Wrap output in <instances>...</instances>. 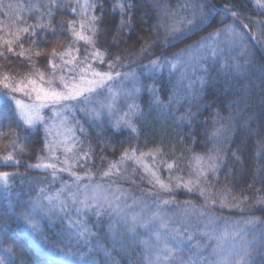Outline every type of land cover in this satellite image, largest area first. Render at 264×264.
Listing matches in <instances>:
<instances>
[{
  "label": "snow or ice",
  "instance_id": "obj_1",
  "mask_svg": "<svg viewBox=\"0 0 264 264\" xmlns=\"http://www.w3.org/2000/svg\"><path fill=\"white\" fill-rule=\"evenodd\" d=\"M250 2L252 0H243L240 7ZM254 4L256 10L264 15V0H254ZM65 6H69L67 0L65 3L60 0H47V2L39 0L38 6L27 8L29 15L33 10L39 13L35 22L28 24L26 17L16 15L15 9L22 7L21 5H14L12 0H8V3L0 0V14L12 21L9 28H15L14 32H8L11 38L5 39L0 36V42H2L0 56L7 59L5 52L13 53L14 45H18L21 49L17 54L19 57H25L26 53H30L31 49H24L21 42L22 36L27 34L31 43L36 46L35 56L39 57L42 53V43L46 42L48 32L51 31L53 35L58 34L57 25L60 32L63 31L65 22L55 21L54 14L56 9ZM240 7H233L226 3L220 8L212 4L210 0H185L177 9H172L167 4H158L159 15L157 23L153 25V31L158 32L161 28L164 29L165 47H172L205 29L212 30L184 48L169 55L158 56L142 67L154 73L161 72L167 67L170 75L178 73L182 84L187 80L183 90L185 99L191 104H199L203 99L202 94L208 84L211 71H217L218 75L225 77L229 73H239L241 65L237 61L240 57H244L247 62L250 42L264 47V21L244 17L257 28L259 35L240 30L236 24V20L241 18ZM77 8L81 16L79 30L76 28V21H68L67 27L74 37L73 44L84 41L89 46L84 49L82 59L77 60L75 56L65 59L72 51L78 53L79 48L70 47L64 52H57L53 47L48 59L51 71L47 74L36 67V62L30 54L27 55V59L33 71L19 77L7 72L0 73V138L8 134L4 132L6 126L4 122L7 121V127L14 136L11 145L13 151L18 150L23 153L28 141L32 138V130L35 129L38 135L42 128L43 143L48 156L39 158L40 163L29 165V167L51 170L52 182L60 179L58 173L62 172H67L72 180L71 184L61 180V187L56 191L50 192L43 187L40 188L36 198L30 201L28 210L19 213L13 210L12 216L18 221H23L26 230H30L36 242L45 247H47V237L40 229L38 216L47 218L55 216L65 221L70 225L69 231L83 239L85 243H88L89 237L93 235L88 227L90 216H94L97 221L105 215L110 219L115 218L122 224L124 234L117 236V230L109 224V238L113 241V248L115 249V244L118 242L121 247L115 250L124 251L128 247L129 239L139 246L141 255L132 264H255L257 257L261 258L260 264H264V227H261L264 225V218L241 215L240 219L232 220L230 217L215 215L214 209L217 206L220 209H237L243 213L245 209L241 205L248 200L247 196H233L229 201L228 196L232 195L231 189H225L218 199L215 198L213 189L219 182V173L224 163L219 155L220 149H211L206 156H196L197 164L203 161L204 166L194 173L195 180L190 178L180 182V178L177 177V188L183 187L190 193L194 189L198 190L205 203L197 205L191 201H185L183 206L177 205L180 208L179 213L171 216L168 215L167 208L176 202L174 199L164 198L160 193H172L173 186L171 183H165L155 171L151 172L152 179L149 183L158 188L156 191L149 190L147 193L149 196H154L155 208L153 209L148 201L134 196L131 197L132 202L128 203L129 193L126 189L118 186L115 189L112 188L115 181L107 184L93 183L94 173L91 170L85 171L83 175L73 171V166L68 164L67 157L62 162L64 167H60L56 162H44L58 160L56 156L58 148L63 147L64 152L68 153L72 152L78 143H82L79 137H75V132L71 128L66 129L74 138L71 147L54 137L53 129L57 127L56 121L59 120L61 125H64L69 113H83L96 127L102 128L105 115L109 121L118 115L116 109L121 96L131 97L146 88L150 95V108L160 107L164 103L159 98L160 89L154 85H145L134 70L114 71L117 66H125L120 55L105 61L107 52L96 48L95 36L98 25L103 22L105 12L103 0H84L82 5L77 0V5L72 6L71 11L75 13ZM134 8L135 0H113L112 11L120 16L118 31L130 26ZM97 9L102 14L100 17L88 15ZM218 12L220 19L216 20ZM229 16L232 17L233 22L226 24L225 20ZM20 25L23 26L20 27ZM214 25L221 26L214 27ZM86 27L91 35L84 34ZM243 27L248 29L249 25L244 24ZM38 33L40 42H38ZM151 48L152 43H145L141 46L139 55L148 53ZM57 59L60 63L56 62ZM92 61H98L100 64L107 63L108 70H98L93 67ZM262 76H264V70H262ZM261 91L264 92V80L261 81ZM101 97L103 99H100ZM174 99L176 97H170L169 106ZM127 108L128 111L120 116L112 127L119 129L123 124L135 132L137 129L131 119L125 117L133 115L141 117L143 110L135 102L127 105ZM45 110H48V115L44 114ZM195 115L189 110L188 114L181 119H186L191 124ZM72 119L74 124L79 126V130L85 133L86 130L80 125V121L75 116ZM221 121H226L227 124L220 123ZM234 121V117H224L217 112L214 126L219 123V128L216 133H213L211 139L216 142L223 139V135L217 133L221 129L226 132ZM12 124L26 133L22 139L12 129ZM55 136L58 137L59 132L55 133ZM213 152L216 155H213ZM262 153H264V142L259 144L257 156L259 157ZM82 157L85 162L80 164V167L85 168L87 161L91 158L90 149L83 151ZM80 158L79 153L74 155L75 162H79ZM125 158L132 159L128 156L127 150L121 160ZM2 160L7 166V162L13 161L12 153L4 156ZM136 161L140 163V158L137 157ZM258 163H260L259 160ZM116 167V164H110L109 170L102 173V178L109 177L112 174L111 169ZM172 167L171 164L167 165L169 171ZM259 171H264V163L260 164ZM15 175L18 173L0 172V183L8 187L9 179ZM210 176L211 179H209ZM82 181H88V183H81ZM256 205H264V196L257 199ZM253 208L255 205H249L247 210L252 211ZM3 215L8 217L9 211L5 210ZM73 216L75 219L72 218ZM99 247L109 258L110 264H118L111 257L108 248L103 245ZM6 251L14 254L12 248ZM53 251L59 253L63 252V249ZM132 251H137V248L133 246ZM64 254L68 255V253ZM0 264H5L3 258H0ZM91 264H97L95 257L92 258ZM100 264L105 262L101 261Z\"/></svg>",
  "mask_w": 264,
  "mask_h": 264
},
{
  "label": "trees",
  "instance_id": "obj_2",
  "mask_svg": "<svg viewBox=\"0 0 264 264\" xmlns=\"http://www.w3.org/2000/svg\"><path fill=\"white\" fill-rule=\"evenodd\" d=\"M12 2L14 5L22 6L15 9L16 15L26 17L28 24L35 22L39 13L33 10L29 15L27 8L38 6L39 0H12ZM60 2L65 3L66 0H60ZM184 2L185 0H135L130 26L118 31L117 25L120 16L112 11L113 0H103L105 12L103 22L98 25L95 36L96 48L107 52L104 57L105 61L120 55L125 66H117L114 71L121 72L131 70L135 66L145 65L158 56L169 55L184 48L212 29H205L196 36H191L172 47H165L163 44L165 37L163 28L158 32L153 31V25L157 23L159 15L158 4H167L168 7L177 9ZM210 2L220 8L226 3L233 7H240L243 0H210ZM5 3H8V0H5ZM79 3L82 5L84 0H79ZM67 4L69 6L56 9L54 14L55 21L63 20L65 22L63 31L60 32L59 25H57L58 34L53 35L51 31L48 32L46 42L42 43L41 55L35 56L36 46L31 43L27 34H24L21 42L24 49H31L30 53H26L25 57H19L17 54L21 49L18 45H14L13 53L5 52L7 59L0 56V73L7 72L19 77L33 71L27 59V55L30 54L36 62V67L47 74L51 71L48 59L53 47L57 52H64L70 47L79 48L78 53L72 51L65 59H70L72 56H75L77 60L83 58L84 49L89 46L84 41L73 44L74 37L67 27L68 21H76V28L79 30V21L81 20L79 8L75 13L71 11V7L77 5V0H67ZM88 15L100 17L102 14L97 9ZM240 17L236 20V24L242 31L245 30L243 24H248L250 31L259 35L257 28L244 18L251 17L252 20L264 21V15L256 10L252 2L240 7ZM219 19L218 12L216 20ZM232 22L233 19L230 16L225 20L226 24ZM11 23L12 21L0 14V36L5 39L11 38L8 35L9 31H15V28H9ZM22 26L20 25V27ZM220 26L214 25V27ZM84 34L91 35L87 27L84 29ZM37 35L38 42H40L39 33ZM145 43H152V48L148 53L139 55L141 46ZM261 48L260 50L253 42H250L247 62L244 57H240L237 61L241 65L239 73H229L225 77L218 75L217 71H211L208 84L202 94L203 99L199 104H191L189 100L185 99L183 90L187 80L182 84L178 73L170 75L168 69H163L161 72L141 77L145 85H154L160 89L159 98L164 102L163 105L150 108V95L145 88L139 95H136L143 110V115L135 116L133 120L137 131L133 132L131 128L114 129L112 124L107 121H104L102 128L96 127L93 123H86V143L91 156L87 163V171L91 170L94 173L95 181L101 179L102 173L109 170V165L119 161L127 150L128 154L134 153L137 156L143 154V156L151 157L159 165L161 179L171 182L174 186L178 182L177 177L180 178V182L190 178L195 180L194 173L198 168L204 166L203 161L199 165L197 164V155L206 156L209 150L220 149L219 155L223 158L224 163L219 173V182L213 189L215 198L218 199L225 189H231L232 195L228 196L229 201L233 196H247L248 200L241 205L245 209L243 213L237 209H220L217 206L214 209L215 215L230 217L232 220L240 219L241 215L264 218V205H256L257 199L264 196V171H259L260 164L264 163V153L257 156L259 144L264 142V92L261 91V81L264 80V76H262L264 47ZM56 62L60 63L58 59ZM92 63L93 67L108 70L107 63L100 64L98 61H92ZM198 74L202 75L203 73ZM170 97H176V99L169 106ZM189 110L196 114L191 124L186 119H181L182 116L188 114ZM217 112L224 117L235 118L230 129L226 132L221 129L217 133L223 135V139L219 142L211 139L213 133H216L219 128V123L214 126ZM4 123L6 125L4 132L8 134L0 138V172L18 173V175L9 179L8 187L0 183V258L4 259L5 264H63L59 262L58 258L65 255L64 253L77 251L81 246L80 237L58 223L48 224L41 220L39 222L40 229L47 237V247H45L38 244L33 235L26 233L23 221H18L12 216L13 210L16 213L28 210L30 201L34 199L39 189L52 181L51 170L45 171L29 167V165L39 163V158L45 155L44 131L41 128L37 135L36 130L33 129L31 140L28 141L24 152L20 153L18 150L13 151L11 145L14 136L7 127L8 122ZM220 123L227 124L226 121ZM11 127L21 139L25 136L26 133L17 128L15 124H12ZM9 153H12L13 161L7 162V166H5L2 158ZM213 155L216 153L213 152ZM168 164L173 165L171 171L167 168ZM112 171L113 169H111ZM58 175L60 179L70 177L67 172L58 173ZM144 187L143 189L146 190ZM126 190L134 196L136 188L131 187ZM173 191L174 193L170 197L177 204L183 205L185 201H191L197 205L205 203L198 190L194 189L190 193L183 187H176V190ZM249 205H255V208L248 211ZM5 210L9 211L8 217L3 215ZM93 222H96L97 225H92L93 235L89 238H92L93 241L94 257L97 264H100L101 261L110 264L109 258L105 256L99 245L108 248L111 257L118 264H132L140 257L139 246L135 245L131 239L127 241L128 247L124 251L115 250L121 247L118 242L115 244V249L113 248V241L109 238V224L113 227L115 221L104 223L91 220L89 224ZM117 228V236L124 234V228ZM133 246L137 248V251H132ZM8 248H12L14 254L7 252ZM54 249H63V252L58 253L53 251ZM260 261L261 258L257 257L255 264H260Z\"/></svg>",
  "mask_w": 264,
  "mask_h": 264
},
{
  "label": "rangeland",
  "instance_id": "obj_3",
  "mask_svg": "<svg viewBox=\"0 0 264 264\" xmlns=\"http://www.w3.org/2000/svg\"><path fill=\"white\" fill-rule=\"evenodd\" d=\"M252 3L254 4V0H252ZM239 29L241 30V28H239ZM147 64L148 63H146L145 65H147ZM142 66H135V68L131 69L137 73V75L140 77V79L144 75H149L151 73H154V72H150V71L146 70ZM164 69H168V68L165 67ZM98 70L105 71V70L100 69V68H98ZM128 71H124V72H128ZM136 95H139V93L135 94L131 97H125V96L119 97V102H118L117 109H116L118 112V115L114 116L111 121H109L107 118V115H105L104 121H107L108 123H110L112 125L115 124V121L117 119H119L120 116H123L125 112L128 111L127 105L132 104L133 102H135L136 104L138 103V98L136 97ZM100 99H103V98L101 97ZM44 114L48 115L49 114L48 110H45ZM73 116H75L76 119H78L80 121V125H82L85 130H86V123L87 124L92 123L89 121V119L83 113H80V112L69 113V114H67V120L65 121L64 125H61V122L59 120L56 121L57 127L53 129L54 137L60 141H63L64 144H67L68 146L71 147L73 144L74 138H73L71 132L66 131L67 128H71L75 132V137H79V140L82 143H78L76 145V147L73 148L72 152H68V153H65L63 147H60L57 149V152H56V156L59 158L58 160H46L44 162H56V163H58V165L60 167H64L65 165L62 162L67 157L68 164L73 166L72 170L83 175V173L85 171H87V167H85V168L80 167V164L85 162L83 157H82V152L83 151H89V147L86 143L87 142L86 132L82 133L79 130V126L74 124V121L72 119ZM125 118L126 119L130 118L132 121V124H133V120L135 118V115L130 116V117H125ZM120 128H129V127H126L125 125L121 124ZM57 132H59L58 137L55 136V133H57ZM54 137H49V138L52 139ZM77 153H79L80 157H81L79 159V162L74 161V155ZM47 156H48V152L46 149L45 155L43 157H47ZM128 156L132 157V159L125 158V159H123V161L120 159L119 161L115 162L117 167L113 168V171L111 172L112 174L109 177L102 178V176H101V179H97L96 180L97 182L95 180H93V183L107 184L111 181H115V183L112 184L113 189H115L117 186L122 188V189L135 187L136 190H135L134 197L139 198L141 200L148 201L150 206L154 209L155 208V204L153 203L154 196H149L147 193L149 190L156 191V189L158 188V186L154 187L153 184H150L149 180L152 179L151 172H153V171L157 172V174L159 176H161L159 165L153 159H151V157L137 156L134 153H130V154H128ZM137 157L140 158V163H137V161H136ZM89 160L87 161V163L89 162ZM38 162L40 163L41 160L39 159ZM43 170H45V169H43ZM45 171H47V170H45ZM61 180L67 181L70 184L72 183V180L70 177L68 179H57L55 182L51 181L48 185L43 186V188H45L47 191H50V192L56 191L57 189H59L61 187ZM81 183H88V181H82ZM165 183H171V182L165 181ZM176 184L177 183H175L174 186L172 184L173 190H176ZM143 187L146 190H144ZM128 193H129L128 203H131L132 202L131 197L133 195L129 191H128ZM136 193H138V194H136ZM173 193H174V191L170 194L169 193H160V195L163 196L164 198H167V199H173L172 197H170V195ZM37 194H38V192H37ZM37 194L35 195L34 199L36 198ZM177 205H180V204H177V202H176L175 204L168 206V208H167L168 215L171 216L173 214L179 213L180 208L177 207ZM180 206H183V205H180ZM72 218L75 219V216H73ZM37 220L39 222L41 220H44L48 224L58 223V224L62 225L64 228H66L68 231L70 228V225H68L65 221H62L61 219H58L55 216H53L51 218L38 216ZM91 220L95 221L97 219L94 216L89 217L88 227L90 229H91L93 224L97 225L96 222L89 224L91 222ZM113 221H115L113 224L114 228L112 227L113 229L117 230L118 229L117 227L123 228L122 224L119 223L115 218L110 219L107 215L102 217V219L99 220L98 222L106 223V222H113ZM261 227H264V225H262ZM24 229H25L26 233L28 232L29 234H31L30 230H26L25 226H24ZM30 237L33 239L32 236H30ZM92 242H93L92 238L88 239V243H85L84 240L81 239L80 240V243H81L80 248L77 251H73V252L68 253V255H61L58 258L60 260L59 262H62L63 264H91V260L94 257V252H95Z\"/></svg>",
  "mask_w": 264,
  "mask_h": 264
}]
</instances>
